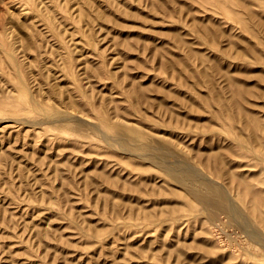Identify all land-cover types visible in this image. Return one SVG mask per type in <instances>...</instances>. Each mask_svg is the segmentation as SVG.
Listing matches in <instances>:
<instances>
[{"label": "rangeland", "instance_id": "obj_1", "mask_svg": "<svg viewBox=\"0 0 264 264\" xmlns=\"http://www.w3.org/2000/svg\"><path fill=\"white\" fill-rule=\"evenodd\" d=\"M200 177L264 232V0H0V264H264Z\"/></svg>", "mask_w": 264, "mask_h": 264}, {"label": "bare ground", "instance_id": "obj_2", "mask_svg": "<svg viewBox=\"0 0 264 264\" xmlns=\"http://www.w3.org/2000/svg\"><path fill=\"white\" fill-rule=\"evenodd\" d=\"M109 135H105L107 137ZM113 137L116 135H112ZM111 137V136H109ZM118 137V136H117ZM120 138V137H118ZM121 139V138H120ZM124 139V138H123ZM115 140V139H114ZM119 140V139H117ZM125 140H127L125 138ZM120 142V141H119ZM118 144V141L116 142ZM121 144V142H120ZM118 144V145H120ZM130 145V144H129ZM121 147V146H120ZM139 154V152H138ZM140 154H143L142 152ZM153 151L145 152L144 157L151 158ZM140 156V155H139ZM164 170L167 173H170L172 176L179 178L185 177L187 175L192 174V170L186 166V164L179 161H167L165 165H162ZM194 187L191 189V193L197 197L199 200L206 204H211L217 209L226 212L229 216L233 218H238L240 220V225L242 222L243 227L245 228V232L249 234L251 238H253L256 242L258 241L260 244L264 245V232L255 226V223L249 221V219L242 218L244 216L243 212L238 209V206L230 200L228 194L219 186L215 185L211 180L206 177L194 178L193 179ZM262 201V199H261ZM232 218V219H233ZM234 219V220H235ZM236 221V220H235ZM238 222V220H237ZM239 223V222H238ZM263 229V228H262ZM264 231V230H263ZM247 234V235H248Z\"/></svg>", "mask_w": 264, "mask_h": 264}]
</instances>
